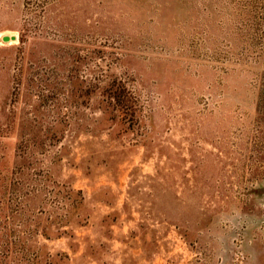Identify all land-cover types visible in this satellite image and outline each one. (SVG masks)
<instances>
[{
	"label": "rangeland",
	"instance_id": "rangeland-1",
	"mask_svg": "<svg viewBox=\"0 0 264 264\" xmlns=\"http://www.w3.org/2000/svg\"><path fill=\"white\" fill-rule=\"evenodd\" d=\"M0 264H264V0H0Z\"/></svg>",
	"mask_w": 264,
	"mask_h": 264
}]
</instances>
